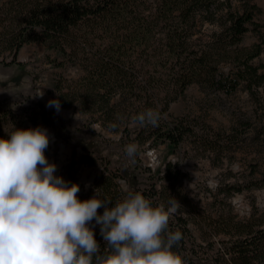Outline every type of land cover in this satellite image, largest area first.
Instances as JSON below:
<instances>
[{
	"label": "trees",
	"instance_id": "16d2710c",
	"mask_svg": "<svg viewBox=\"0 0 264 264\" xmlns=\"http://www.w3.org/2000/svg\"><path fill=\"white\" fill-rule=\"evenodd\" d=\"M237 1L239 6L233 0H0V58L2 63L9 59L7 65H20L17 53L25 44L52 43L81 70L76 79L59 78L54 83L55 99L62 108L75 106L79 113L98 114L101 125L111 132L122 128L121 137L139 147L165 143L175 150L188 141L198 154L217 153L221 144L228 149L235 145L239 134L220 136L208 129L199 135L185 119L167 122L164 116L190 84L225 94L243 85L251 96L264 86L261 67L251 62L261 48L240 45L250 26L257 30L253 17L261 10L250 0ZM261 106L264 133L262 102ZM146 109L161 114L158 127L134 122ZM51 116L39 101L26 107L0 104V138H7L11 125L53 128ZM81 150L85 154L80 163H92L91 144H82ZM103 158L100 174L78 193L80 200L93 197L94 189L101 199H122V180L153 206L167 208L169 200L178 202L179 211L170 217L169 228L182 232L183 239L173 251L187 264H264V213L253 207L243 219L229 209L215 216L204 214L184 191L182 180L187 174L170 161L154 169L140 168L145 178L139 181L127 168H109V159ZM70 180L74 182V176ZM252 186L264 187V173L260 179L222 191L229 195ZM190 227L198 229L199 241ZM93 231L103 250L99 226Z\"/></svg>",
	"mask_w": 264,
	"mask_h": 264
},
{
	"label": "rangeland",
	"instance_id": "374dc122",
	"mask_svg": "<svg viewBox=\"0 0 264 264\" xmlns=\"http://www.w3.org/2000/svg\"><path fill=\"white\" fill-rule=\"evenodd\" d=\"M261 11L253 17L257 30L249 27L242 39L241 46L248 48L258 45L260 54L252 59V64L261 67L264 74V0H250ZM233 4L239 6L237 0ZM207 28H211L208 26ZM20 63L7 65L9 59L1 62L0 58V104L23 106L39 101L52 114L53 128L47 130L49 146L45 156L49 163L56 165L54 175L69 183L78 184L80 192L100 174L103 161L109 159V168H127L138 175L139 181L145 178L140 168L161 166L163 161H170L187 174L182 180L184 191L193 199L204 214L213 216L227 209L240 219L247 218L253 207L264 213V187H242L237 192L225 195V186H237L248 181L260 179L264 173V133L261 132L260 118L263 115L261 102L264 104V86L251 96L243 85L234 92L225 94L218 91L202 90L196 84H190L181 96L168 106L167 122L176 119L185 121L194 127L199 135L209 130L221 135L237 132L239 141L229 147L221 144L220 152L198 154L191 150L188 141L172 150L165 143L139 147L138 162H132L124 155V146L128 140L121 137L120 130L111 132L100 124L98 114L79 113L75 106L62 108L46 107L49 100L55 99V82L59 78L76 79L81 75L77 62L63 57L52 43L25 44L17 53ZM226 71V69H224ZM43 97L36 96L39 92ZM56 100V99H55ZM244 123L250 127L245 128ZM32 128V127H30ZM224 141V138H222ZM91 144L94 158L92 163L81 164L80 158L85 153L81 145ZM74 176V182L70 177ZM122 180L119 181L122 187ZM79 192V193H80ZM192 235L199 241V231L195 227Z\"/></svg>",
	"mask_w": 264,
	"mask_h": 264
},
{
	"label": "clouds",
	"instance_id": "9594fccd",
	"mask_svg": "<svg viewBox=\"0 0 264 264\" xmlns=\"http://www.w3.org/2000/svg\"><path fill=\"white\" fill-rule=\"evenodd\" d=\"M46 107L59 112L61 105L53 99ZM160 119L158 111L146 109L134 122L158 127ZM5 133L7 138H0V264H187L173 251L183 239L181 231L169 228L180 207L175 199L167 208L153 206L122 182V199H101L94 189L93 197L80 200L78 184L54 175L56 165L44 154L46 129L11 125ZM139 154L136 143L124 146L133 163ZM95 225L103 250L94 238Z\"/></svg>",
	"mask_w": 264,
	"mask_h": 264
}]
</instances>
